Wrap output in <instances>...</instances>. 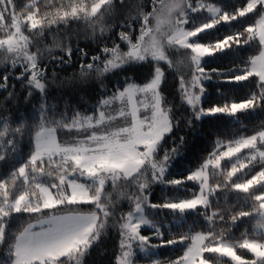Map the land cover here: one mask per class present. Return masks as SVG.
I'll return each mask as SVG.
<instances>
[{
	"label": "snow or ice",
	"instance_id": "snow-or-ice-1",
	"mask_svg": "<svg viewBox=\"0 0 264 264\" xmlns=\"http://www.w3.org/2000/svg\"><path fill=\"white\" fill-rule=\"evenodd\" d=\"M0 70V264H264V0H0Z\"/></svg>",
	"mask_w": 264,
	"mask_h": 264
},
{
	"label": "trees",
	"instance_id": "trees-1",
	"mask_svg": "<svg viewBox=\"0 0 264 264\" xmlns=\"http://www.w3.org/2000/svg\"><path fill=\"white\" fill-rule=\"evenodd\" d=\"M226 34H227V31L225 29H221L220 35H226ZM82 46H83V44H82ZM92 47H95V45L93 44ZM74 70H78V65H77L76 69L69 68L67 73H62L61 75L62 76L63 75H70L72 73V71H74ZM0 71H2V70H0ZM86 95H87V93H86ZM89 102L91 103L92 101H89ZM245 123H247V121H245ZM213 139H215V137H213ZM144 234L149 235L150 232H145ZM162 251L164 253L162 258H167L170 255V253L167 250H162ZM111 252H112V241H109L108 242V253H107V255L109 257L111 256ZM105 264H107V259H105Z\"/></svg>",
	"mask_w": 264,
	"mask_h": 264
}]
</instances>
